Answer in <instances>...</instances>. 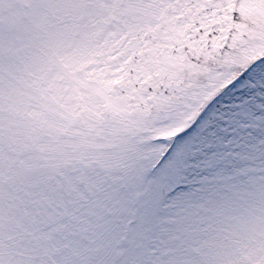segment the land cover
<instances>
[{
    "label": "snow or ice",
    "instance_id": "1",
    "mask_svg": "<svg viewBox=\"0 0 264 264\" xmlns=\"http://www.w3.org/2000/svg\"><path fill=\"white\" fill-rule=\"evenodd\" d=\"M0 264H264V0H0Z\"/></svg>",
    "mask_w": 264,
    "mask_h": 264
}]
</instances>
